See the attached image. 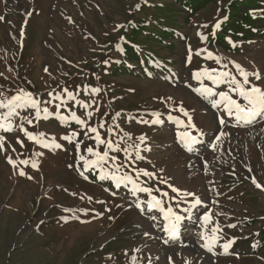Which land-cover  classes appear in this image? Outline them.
<instances>
[{
	"label": "rangeland",
	"instance_id": "1",
	"mask_svg": "<svg viewBox=\"0 0 264 264\" xmlns=\"http://www.w3.org/2000/svg\"><path fill=\"white\" fill-rule=\"evenodd\" d=\"M173 2L0 0V99L23 89L41 102V109L59 113L36 120L34 110L18 109L11 130L0 129V264H133V257L135 264H264V115L259 122L241 124L221 106L213 107L212 98L202 100L194 91L211 82L198 56L202 48L216 47L204 39L216 23L227 21L231 6L218 0L193 16L182 14L166 23L172 34L190 37L183 44L177 36L167 40L159 33L162 25L156 19L165 14L158 6ZM261 29L237 50L220 47L217 57L230 69L237 70L235 62L249 73L258 72L261 79L253 84L264 89V24ZM189 52L195 63L187 67ZM211 62L208 70H220L215 55ZM195 68L202 73V85L193 77ZM234 76L242 80L240 74ZM221 84L220 92L232 87ZM69 92L75 100L68 99ZM7 111L0 108V116ZM72 113L121 149L139 145L142 159L134 148L131 155L109 151V158L122 165L119 175L137 178V170L146 169L154 177L141 173L138 179L148 180L157 195L166 192L176 202L172 185L194 193L193 201L200 199L190 210L194 219L185 224L183 239L165 243L150 209L137 214V204L127 203V193L110 176L101 179L99 168L84 166L81 156L95 159L88 148L103 153L106 145L97 144L95 133L85 135L87 128L71 119ZM189 117L208 135L191 152L173 140L189 126ZM156 119L160 122L152 123ZM21 128L44 134L38 138L48 147L29 140ZM74 132L78 135L72 142L62 139ZM124 133L131 139L121 140ZM104 171H115L111 159ZM218 180L225 181L220 190ZM205 215L212 221L205 236L218 225L221 237L211 244L212 251L202 247L206 240L200 238ZM233 238L225 252L222 245Z\"/></svg>",
	"mask_w": 264,
	"mask_h": 264
},
{
	"label": "snow or ice",
	"instance_id": "2",
	"mask_svg": "<svg viewBox=\"0 0 264 264\" xmlns=\"http://www.w3.org/2000/svg\"><path fill=\"white\" fill-rule=\"evenodd\" d=\"M139 7V5H137ZM2 19V17H0ZM226 19V18H225ZM123 27V26H121ZM216 27H219V22L217 23ZM203 38V37H202ZM231 43V41H230ZM209 58H212V53L208 54ZM217 63H220V59L217 58ZM234 67L239 72L240 76L242 77V80H238L236 76L232 75L229 71H224L223 69L227 68V65H222L220 70L217 69H205L204 73L207 74V78L214 84L219 85L221 83H230L232 87H230L229 92H219L216 93L213 91L211 87L202 86L201 88L194 89L197 93H199L202 96H208V97H214L219 96V99H215L212 101L213 107H219L220 105H223L224 111L229 116H235L237 121H243L244 123H251L253 120H255L258 116L264 115V89H261L259 86L253 84L251 80L249 79L250 76L255 77V79L259 80L261 79L260 74L258 72L249 73L245 71L239 64H235L233 62ZM193 77L197 80L202 79V73L196 72L193 74ZM99 89H93V92H98ZM230 93H236L240 99L243 100L244 103H240V99H233L232 95ZM55 99L61 100V104L66 103V101L62 100L61 97L57 96ZM68 99L69 100H75V96L72 93H68ZM40 101L34 98L32 93L25 92L23 89H21L15 96H12L11 98L5 97L4 99H0V108H6L8 111L3 116H0V129H3L5 131L11 130V117L13 116H19L18 109H32L35 112V119L39 120L42 118H47L49 115H59V113H50L48 108L45 107L41 109L40 107ZM45 103H51L45 102ZM77 103H81L77 101ZM81 106L84 108H87L88 105L82 104ZM57 109L60 108V105H56ZM181 111H184L183 108H181ZM185 115H188V113L185 111ZM89 118L91 117L92 113H87ZM117 116L120 114L117 113ZM157 116L159 114H156ZM59 118L61 120H64L65 117L60 115ZM171 119V117H169ZM71 119L75 120L77 123L81 125V127H86L88 133H95L94 139L96 140L97 144H105V150L103 153H100L98 151H94L93 148H88L87 151L92 156L95 157L93 160H88L84 156L80 157V160L84 161V166L87 167H96L101 170V179H104L106 176H110V178L116 182L117 186L119 187L121 184H131L134 191H141L147 193L151 200L147 202L148 209L153 208H159L161 212L164 214V219L168 221L167 224L164 226V231L168 233V236L170 238H176L179 234V229L181 226V221L184 219L180 214L173 211L172 207L169 206L166 210L163 207V202L158 197L152 195V189L148 187H142L137 183V179L139 175L142 173L144 176L147 177H154L153 173L148 172L146 169H139L137 170V178H133L131 175H128L125 173L124 175H119V169L122 167V165L115 164L116 157L109 158V151H124L125 153H129L130 148H134L136 150V158L142 159L143 157L139 156V145H128L127 148L121 149L119 143H113L111 140H104L101 138L100 133L98 132L96 127H91L87 125V122L85 120L80 119L78 116H76L75 113H72ZM116 117H113V120H115ZM191 118L189 117V121ZM7 121V123H5ZM144 123H148V121H142ZM160 121L158 119L152 121V123H159ZM29 124H32V120H28ZM220 123L223 124V119L220 120ZM189 126L192 128H195L194 124L189 123ZM100 127L103 128L104 125L100 124ZM119 127V125H117ZM21 131L25 133L27 138L29 140H34L36 143L42 144L44 147H48L47 143H44L41 139L38 137H42L44 134H38L33 135L32 133L28 132L27 129L21 128ZM109 135H113V129H108ZM78 135L77 133H72L70 136L66 135L62 137V139L68 140L69 142H72V139ZM223 135V133L221 134ZM124 137H127L128 139H131V135L129 133H124L123 137H121V140L124 139ZM141 142L145 139L144 137L138 138ZM180 139L183 142L184 146L191 150V146L196 143V137L193 136L190 132H184L180 134ZM219 139V137H217ZM18 143H21L23 146V142L18 139ZM126 142V141H125ZM54 143V138H53ZM54 147L59 148L61 145L54 144ZM77 150H79V143L76 145ZM4 148V138L0 137V150H3ZM15 150V149H13ZM109 159H111L112 164L115 168V171L112 172H105L104 171V165L108 163ZM9 162L11 163V158H9ZM23 163H27L24 161ZM36 166L35 164L33 165ZM24 173L21 172V175ZM83 175V173H81ZM86 178V177H85ZM161 183H167V181H161ZM253 183H256L255 180H253ZM169 187L172 189L173 192H176L178 195L182 196H195L194 193L191 192H183L181 193L179 189L173 187L172 185H169ZM257 187H261V185L257 184ZM157 191H160L157 189ZM162 196H167L166 192H161ZM201 201L197 197L194 200V203L192 204V207H195L197 204H200ZM137 207H140L138 204ZM191 209H186L185 211H190ZM65 211H71L70 209H66ZM211 218L208 215H205L203 217V222L201 223V233L200 238L206 240V242L202 245V247L206 248L208 251H212L211 244L216 243L221 237H219L217 234L218 232V225L213 226L211 228V236L206 237L204 234V230L207 229V225L210 224ZM229 227H235V225H229ZM168 241H165L167 243ZM234 243V238L231 241H228L227 243L223 244L222 247L225 249V252L227 251L228 247ZM138 251V250H137ZM133 264H135L136 257H133ZM186 264H190V262H186Z\"/></svg>",
	"mask_w": 264,
	"mask_h": 264
},
{
	"label": "trees",
	"instance_id": "3",
	"mask_svg": "<svg viewBox=\"0 0 264 264\" xmlns=\"http://www.w3.org/2000/svg\"><path fill=\"white\" fill-rule=\"evenodd\" d=\"M217 1L218 0H174L172 4L159 5L158 8L160 12L165 14L156 19L159 24L162 25V28L159 29V33L167 40L176 38V36L178 38L179 33L172 34V28L169 29L166 27L168 25L166 23L175 22L182 14H191V16H193L207 3H215ZM225 4L231 6L228 10L227 21L225 20L219 24L216 31L218 33L208 34L204 39V44L210 46L211 43L214 42L217 48L222 46L227 48L234 42L238 47V45H243L244 41L249 39L251 34L259 36L263 29L260 30V27L264 24V0H225ZM223 11L226 13L225 8ZM215 54L217 53L215 52Z\"/></svg>",
	"mask_w": 264,
	"mask_h": 264
},
{
	"label": "bare ground",
	"instance_id": "4",
	"mask_svg": "<svg viewBox=\"0 0 264 264\" xmlns=\"http://www.w3.org/2000/svg\"><path fill=\"white\" fill-rule=\"evenodd\" d=\"M203 152V151H202Z\"/></svg>",
	"mask_w": 264,
	"mask_h": 264
}]
</instances>
